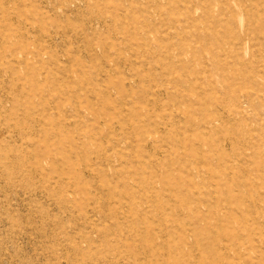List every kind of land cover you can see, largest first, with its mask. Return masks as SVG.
I'll use <instances>...</instances> for the list:
<instances>
[{
    "label": "rangeland",
    "instance_id": "1",
    "mask_svg": "<svg viewBox=\"0 0 264 264\" xmlns=\"http://www.w3.org/2000/svg\"><path fill=\"white\" fill-rule=\"evenodd\" d=\"M263 1L0 0V264H264Z\"/></svg>",
    "mask_w": 264,
    "mask_h": 264
},
{
    "label": "bare ground",
    "instance_id": "2",
    "mask_svg": "<svg viewBox=\"0 0 264 264\" xmlns=\"http://www.w3.org/2000/svg\"><path fill=\"white\" fill-rule=\"evenodd\" d=\"M5 1V0H4ZM19 2V1H18ZM218 2V1H217ZM264 2V1H263ZM260 3V2H259ZM21 5V4H20ZM137 10V9H136ZM35 11V10H34ZM16 17H18V18H22V13H17L16 15H15ZM254 16V15H253ZM255 29V28H254ZM200 35V34H199ZM255 36H256V34H255ZM14 44V43H13ZM202 50V49H201ZM264 52V51H263ZM69 78V77H68ZM181 100H182V98H181ZM217 106V105H216ZM200 107V106H199ZM219 107V106H218ZM220 110V109H219ZM222 111V110H221ZM237 113V112H236ZM182 116V115H181ZM182 118V117H181ZM214 118V117H213ZM217 121V120H216ZM198 127V126H197ZM138 128V127H137ZM179 129V128H178ZM180 131H178V133H179ZM54 132H46V138L47 139H50L51 137H54L55 136V134H53ZM178 136H179V134H178ZM180 139H181V137H179ZM196 140L197 141H202L203 140V138H202V130L200 129V133L197 135V138H196ZM209 141V140H208ZM195 143V142H194ZM226 143V142H225ZM196 144V143H195ZM200 144V143H199ZM230 144H231V148L233 147V145H232V142H230ZM182 145V144H181ZM182 147V146H181ZM183 147H184V151L182 152V154L183 155H185L186 154V157H189V156H191L192 154H194V153H196L197 151H195L194 150V148L193 147H191V148H188L189 146H186V145H183ZM198 147V146H197ZM199 148V147H198ZM213 148H215V146L213 147ZM200 149V148H199ZM199 151H201V150H199ZM145 152V151H144ZM166 153V152H165ZM198 153V152H197ZM214 153V152H213ZM49 154H47L46 153V155L44 154V157H49L48 156ZM81 157H82V155H81ZM200 157V156H199ZM202 159V158H201ZM82 161V160H81ZM209 162V161H208ZM208 162H205V163H208ZM229 167V165L227 164V161H224V162H222V164H221V167H219L220 168V173L219 172H217V174L216 175H214V172L213 171H208V175H209V178H210V180H212V182L214 181V179L216 180V181H214V184L212 185V186H210V190H209V192H208V194H210V196L211 197H213V196H215L216 194H218L219 196H221L222 198H224L226 201L225 202H227L228 201V199H230V201L231 202H237V201H241V199H244V197L245 196H255V195H258V193L256 192V190L255 189H257L256 188V186H254V185H251L250 183H248V181L247 182H243L244 180H239V176H237L236 178L237 179H231L232 181H235L236 180V183H234V184H232V185H230V186H228L226 183H225V181H224V179L227 177V176H229V174L232 172V168H228ZM246 170V169H245ZM242 171V170H241ZM261 172L262 173H264V171L263 170H261ZM243 173V172H242ZM248 175V174H247ZM233 177H234V174L232 175ZM242 178V177H241ZM228 179V178H227ZM173 185L175 186L174 188H172L173 190H175V189H177L178 187H181L182 185H185V184H188V183H186V179H181V178H177V180L176 179H173ZM224 181V182H223ZM98 185V184H97ZM118 187V186H117ZM189 187H191V186H189ZM195 190H197V189H195ZM130 191V190H129ZM108 194V193H107ZM188 194V193H187ZM129 199V198H128ZM155 203H157L156 205H158V207H160V209H163V208H166V207H173V208H176L177 207V205L176 204H174V201H170V203L168 202V203H165V202H162V201H158V198L157 197H155ZM224 201V200H223ZM181 206L183 207V206H187V205H192V200H191V196L190 195H187V196H185V197H183L182 199H181ZM209 202V201H208ZM263 205V204H262ZM239 212V211H238ZM240 214V213H239ZM178 215V214H177ZM227 215V214H226ZM139 216V215H138ZM172 216V215H171ZM140 218V217H139ZM155 218V217H154ZM170 220H171V217H168ZM149 219V218H148ZM193 218H191L190 220H192ZM214 219H216V218H214ZM167 220V219H166ZM195 220H198V221H202V222H205V223H202L204 226H203V234H202V229H201V234H198L197 236H196V241L197 242H200V243H202V238H203V236L206 234V235H208L209 236V238H211V242H208V243H206V244H204V247L207 249V248H209V247H212L213 249H218V247L220 248V246H221V244L225 241V239H226V233H223L222 232V235H221V233H220V231L219 232H215L214 230H213V228H212V224H208L207 222L208 221H206V219L205 218H202V217H199V216H197V217H195ZM211 220H213V218L211 219ZM180 220H179V218H178V220L175 218V219H172L171 220V222L172 223H174V224H176V223H178ZM219 221V220H218ZM217 221V223H219ZM197 222V221H196ZM177 225V224H176ZM219 225V224H218ZM260 225V224H259ZM177 228H179V229H183V225H181V223H179V225H177ZM230 228V227H229ZM156 229V228H155ZM222 230V229H221ZM255 230V229H254ZM197 231L198 230H196L195 232L197 233ZM150 232V231H149ZM148 231H147V233H148V235L150 236L151 234L149 233ZM188 233H190V232H188ZM211 234L213 235V236H211ZM211 236V237H210ZM264 239V238H263ZM254 242H255V240H254ZM151 243L153 244V245H155L156 244V242H155V239H153L152 238V240H151ZM140 245V244H139ZM195 247L193 246V249H194ZM210 249V248H209ZM195 250V249H194ZM218 251V250H217ZM193 253V252H192ZM146 254V253H145ZM153 254V253H152ZM244 256V255H243ZM256 256H257V254H256ZM147 257V256H146ZM229 257V256H228ZM258 257V256H257ZM256 259V258H255ZM237 260V259H236ZM239 260V259H238ZM175 262H177L176 260H174ZM248 262V261H247ZM246 262V263H247ZM179 264H186V263H184V262H179ZM226 264V263H225ZM232 264V263H231Z\"/></svg>",
    "mask_w": 264,
    "mask_h": 264
}]
</instances>
